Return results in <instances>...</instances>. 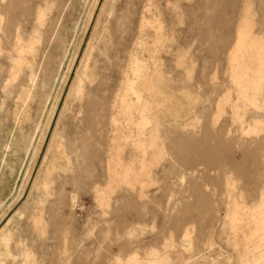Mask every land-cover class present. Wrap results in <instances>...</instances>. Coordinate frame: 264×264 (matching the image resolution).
<instances>
[{
	"label": "rangeland",
	"instance_id": "obj_1",
	"mask_svg": "<svg viewBox=\"0 0 264 264\" xmlns=\"http://www.w3.org/2000/svg\"><path fill=\"white\" fill-rule=\"evenodd\" d=\"M0 264H264V0H0Z\"/></svg>",
	"mask_w": 264,
	"mask_h": 264
},
{
	"label": "bare ground",
	"instance_id": "obj_2",
	"mask_svg": "<svg viewBox=\"0 0 264 264\" xmlns=\"http://www.w3.org/2000/svg\"><path fill=\"white\" fill-rule=\"evenodd\" d=\"M8 14V13H7Z\"/></svg>",
	"mask_w": 264,
	"mask_h": 264
}]
</instances>
